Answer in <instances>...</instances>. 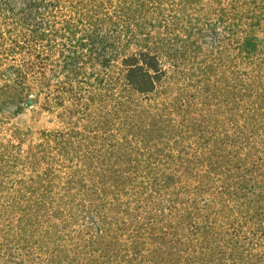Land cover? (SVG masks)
<instances>
[{"label":"rangeland","instance_id":"obj_1","mask_svg":"<svg viewBox=\"0 0 264 264\" xmlns=\"http://www.w3.org/2000/svg\"><path fill=\"white\" fill-rule=\"evenodd\" d=\"M257 91L264 0H0V264H264Z\"/></svg>","mask_w":264,"mask_h":264},{"label":"trees","instance_id":"obj_2","mask_svg":"<svg viewBox=\"0 0 264 264\" xmlns=\"http://www.w3.org/2000/svg\"><path fill=\"white\" fill-rule=\"evenodd\" d=\"M9 6V2H8ZM2 10H7L5 7H1ZM149 46V45H148ZM149 47H147L148 49ZM143 57L142 59H140ZM138 60H134L133 58L127 59L126 66L129 68V72L127 74V81L130 82L129 84L133 88V90L137 91L138 93H150L154 91L155 88V80H158L160 78V75L158 74L160 72L159 68V61L156 56L151 55L150 51L144 52L142 51L139 53L137 56ZM141 65H140V64ZM152 71H155V73H151ZM259 85V83H255V80H253V83H241L237 85L236 89L238 90L239 94H241L243 88H244V94L243 96L245 97H252L254 94L255 90L250 91L248 93V87L252 88L254 85ZM245 87L247 89H245ZM260 87V86H259ZM242 96V97H243ZM256 96L259 98V100H262L264 102V95H260L259 92L257 91ZM243 101L238 102L240 107H243ZM238 110V109H237ZM238 112V111H236Z\"/></svg>","mask_w":264,"mask_h":264}]
</instances>
